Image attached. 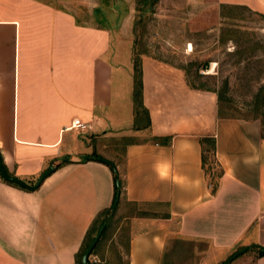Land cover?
Here are the masks:
<instances>
[{
    "label": "crops",
    "instance_id": "crops-1",
    "mask_svg": "<svg viewBox=\"0 0 264 264\" xmlns=\"http://www.w3.org/2000/svg\"><path fill=\"white\" fill-rule=\"evenodd\" d=\"M242 8L264 15V0H187L186 31L216 29ZM128 23L110 30L47 2L0 0V155L30 185L54 167L36 191L0 176V264H76L115 198L113 172L96 154L116 165L124 185L104 257L117 234L121 252L127 234V264H222L242 249L230 264H264L261 122L220 116L214 91L192 88L183 68L144 55L151 126L136 127ZM77 120L86 128L73 127ZM204 138H215L222 169L215 190ZM115 139L125 143L122 165L100 149Z\"/></svg>",
    "mask_w": 264,
    "mask_h": 264
},
{
    "label": "rangeland",
    "instance_id": "rangeland-1",
    "mask_svg": "<svg viewBox=\"0 0 264 264\" xmlns=\"http://www.w3.org/2000/svg\"><path fill=\"white\" fill-rule=\"evenodd\" d=\"M39 1L70 12L81 24L108 26L110 30H116L129 21L128 26L133 30L134 53L185 68V72L189 71L187 78L198 88H208L224 95L225 100L219 103L223 113L237 118L258 119L264 135L263 14L248 8L233 9L229 18L216 29L192 33L185 28L187 0ZM137 139L140 138L132 141ZM117 143L116 139L108 143L100 141V149L122 165L125 143L123 140L119 145ZM102 146L117 150V154L111 155L109 149ZM212 167V172H220L217 164H212ZM117 218L115 231L121 220L119 215ZM122 240V244H126L127 234L122 235ZM115 241L120 243L118 234L112 246ZM124 245L119 248L121 252L115 246L108 247L105 251L108 263L127 264Z\"/></svg>",
    "mask_w": 264,
    "mask_h": 264
},
{
    "label": "trees",
    "instance_id": "trees-1",
    "mask_svg": "<svg viewBox=\"0 0 264 264\" xmlns=\"http://www.w3.org/2000/svg\"><path fill=\"white\" fill-rule=\"evenodd\" d=\"M183 69L185 70V68H183ZM188 72L189 71L186 70V73H188ZM188 82H189V85L194 89L211 91L208 88H198L189 79H188ZM214 92H216V91H214ZM216 93L218 95L219 103L223 102L225 100L224 95H222L220 92L219 93L216 92ZM134 104H135L136 127L149 128L151 126L150 115H149L148 110L144 107V103H143L142 56H141V54H137L136 52L134 53ZM220 116L229 117V118L232 117L228 114L223 113L221 110H220ZM139 122H142L141 126H140ZM202 148H203V154H202L203 167L205 169L206 175H208V177H211V176L213 177L212 179H210V184L213 185V189L215 190L216 189V183H215L214 179L222 176V169H220L219 173L212 172V170H213L212 164L218 165V161L216 158V141H215V138H204V139H202ZM91 158H93L95 160H99V156L94 155ZM109 166H110V168L113 172V175H114L115 196L117 193H119L120 194L119 201H120L121 194L123 192V187H124L123 180L121 178L120 172L118 171L116 165L113 164V165H109ZM0 176H1V173H0ZM117 182L119 184H117ZM7 183L15 186L17 188L24 189V188L20 187L19 185H16V184H13L10 182H7ZM116 212H117V209L114 211V213H112V206H111V207L101 211L97 215V217L93 221L90 229L88 230V232L86 234L82 248L80 249L79 253L77 254L76 264H82V258H83L85 251L87 250V248L89 247V245L93 241L95 235L97 234V232L100 229V227L102 226V224L110 217L109 222H108L98 244L96 245V247H95V249L91 255V257L97 256L99 258L100 262L92 260L91 257L88 261V264H107L104 262L105 257L103 254L104 253L103 252V250H104L103 243H104L105 239L107 238L108 232L110 231V229L113 227V225L115 223ZM261 254H264L263 251H261ZM225 263L226 262H224L223 264H225Z\"/></svg>",
    "mask_w": 264,
    "mask_h": 264
},
{
    "label": "water",
    "instance_id": "water-1",
    "mask_svg": "<svg viewBox=\"0 0 264 264\" xmlns=\"http://www.w3.org/2000/svg\"><path fill=\"white\" fill-rule=\"evenodd\" d=\"M99 160L101 162L107 164V165H113V163L107 159L100 158ZM53 170H54V167H50L48 170H46L38 178V180L36 181V183L34 185H30L26 181L10 175L4 166L2 156L0 155V173H1L2 178L7 182L19 185L20 187H22L26 190H29V191L38 190L41 187L42 183L46 180V178L52 174ZM117 184H119V183L117 182ZM119 197H120V194L117 193L115 198H114L113 205H112V213H114V211L118 207ZM109 219H110V217L102 224V226L98 230L97 234L95 235L93 241L91 242V244L89 245V247L85 251L83 258H82V264H88V261L92 255L96 245L98 244V242H99V240H100V238H101V236H102V234H103V232H104V230H105V228L109 222ZM246 250L247 249L240 250L235 255H233L230 259H228L225 264H230L234 259H236L239 255L243 254ZM262 251L264 252V248H262Z\"/></svg>",
    "mask_w": 264,
    "mask_h": 264
},
{
    "label": "built area",
    "instance_id": "built-area-1",
    "mask_svg": "<svg viewBox=\"0 0 264 264\" xmlns=\"http://www.w3.org/2000/svg\"><path fill=\"white\" fill-rule=\"evenodd\" d=\"M73 127H76V128H79V129H85L86 128V126L84 124L80 123L79 120L74 122Z\"/></svg>",
    "mask_w": 264,
    "mask_h": 264
}]
</instances>
